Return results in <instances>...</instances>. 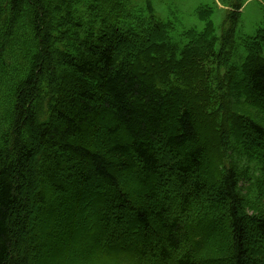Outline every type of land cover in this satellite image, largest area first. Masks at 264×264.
<instances>
[{
	"label": "trees",
	"instance_id": "16d2710c",
	"mask_svg": "<svg viewBox=\"0 0 264 264\" xmlns=\"http://www.w3.org/2000/svg\"><path fill=\"white\" fill-rule=\"evenodd\" d=\"M235 1L181 44L151 0H0V264H264V14L238 71ZM211 56L252 111L190 107L182 71ZM33 200L48 259L24 247Z\"/></svg>",
	"mask_w": 264,
	"mask_h": 264
},
{
	"label": "rangeland",
	"instance_id": "374dc122",
	"mask_svg": "<svg viewBox=\"0 0 264 264\" xmlns=\"http://www.w3.org/2000/svg\"><path fill=\"white\" fill-rule=\"evenodd\" d=\"M214 1L216 2V5ZM152 4L157 17L162 22L169 25V34L171 38L181 44H184L187 40L185 31L191 28H202L203 22L200 21L197 16V9L199 6L208 5L213 8L211 19L215 27V33L219 35V38L222 27L224 26L222 25L224 16L225 18L227 17V15H225L227 12V7L222 4L221 1L219 2V0H152ZM240 11V19L237 27L235 26L234 34L236 38V44L233 47L234 50L230 59V62L235 65L238 71L246 54L243 40L249 36H253L256 33L263 20L264 8L260 0H245ZM227 20H229V18ZM107 36L108 34L105 35L103 39H106ZM220 43L221 39H219L217 46L215 44V54H217L220 49ZM221 49L228 50L229 48ZM222 61L223 59L221 58V63H218L217 60H214V57L211 56L207 60L203 59L196 62L187 63V65L185 64L186 68L182 71L183 76L186 75V79L189 81L190 88L193 89L191 92H195L194 95L189 93V98L190 96L195 98L194 105L190 103V107H193V109L198 107L202 115L201 117L210 124L211 119H209L210 116L207 113H209L212 117H215L217 114H223L224 116H227L229 113L240 111L241 109H245L246 111L253 110L251 105L254 104V102L249 101L246 103L244 101V97L237 99L235 96H233L232 92L229 91L228 78L226 77L227 67ZM187 68L192 69L188 71ZM57 73H59V71ZM54 87L57 88V85L55 84ZM211 99L215 100L212 102L219 103V110L212 111L207 106L208 101H211ZM199 102L201 103L199 104ZM204 104H206L205 107L202 106ZM224 127L225 126H219V130L224 129ZM32 146L33 144L31 147ZM228 154L229 153H226L225 151L221 152V158L224 160L225 164H227ZM40 184L43 191L46 192L48 185L44 182H40ZM125 184L128 185V182L121 183V186H124ZM243 184H247L248 186L249 182L245 181ZM24 197L25 196L22 195L20 199L23 200ZM37 201L38 200L31 201L29 210L24 212L28 222L27 231L32 233L34 232V228H37V231H35L36 233L34 232L31 238L28 239L24 245V247L27 244H34L37 246L38 251L31 252L30 258L33 260H38L39 258L48 259L51 257L52 253L50 251V247L53 243L50 240H46V236L42 232L43 228L41 227L42 217L47 212L50 201H48L46 205H39ZM81 206L82 202L76 204L73 210H80L82 209ZM56 209H58V211L60 210V212L63 210L61 206L57 207ZM75 220L78 222L79 227L82 226L87 228L85 222L78 221L77 218H75ZM89 232L90 229H86V231H80L78 238H70L69 242L73 244H77V242L84 244L89 239L87 237ZM116 247V249L121 248L120 245ZM19 248L23 249L21 246H19ZM60 249L63 250L64 254H66L68 251V248L65 247L64 244L60 246ZM57 252L59 253V250H56L54 253ZM63 256L66 258L68 257L67 255Z\"/></svg>",
	"mask_w": 264,
	"mask_h": 264
}]
</instances>
